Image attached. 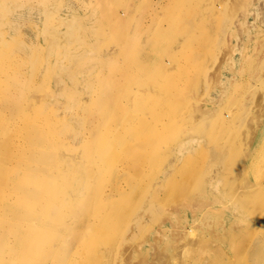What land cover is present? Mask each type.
<instances>
[{"label": "rangeland", "instance_id": "rangeland-1", "mask_svg": "<svg viewBox=\"0 0 264 264\" xmlns=\"http://www.w3.org/2000/svg\"><path fill=\"white\" fill-rule=\"evenodd\" d=\"M2 260L264 264V0H0Z\"/></svg>", "mask_w": 264, "mask_h": 264}, {"label": "bare ground", "instance_id": "bare-ground-1", "mask_svg": "<svg viewBox=\"0 0 264 264\" xmlns=\"http://www.w3.org/2000/svg\"><path fill=\"white\" fill-rule=\"evenodd\" d=\"M59 132H60V131H59ZM40 183L43 184L44 187L46 186V183H45L44 180H41ZM49 184H50V183H49ZM50 185H51V184H50ZM26 189H27V188H24L23 191L26 190ZM46 194H48L47 196H51V195L53 196V191H52L50 188L47 187V192H46ZM45 206H46L47 209L49 208V204H45ZM14 210H15L14 213H15L18 217L22 218V216H19L18 213H17V212H19V211L16 210V209H14ZM16 211H17V212H16ZM25 217H27L28 219H32V218H34L35 216H32L31 214H29V215H27V216H25ZM69 217L72 218L71 215H69ZM74 217H76V215H74L73 218H74ZM43 233H45V234L47 233V234H48V233H50V230H49V229H48V230L45 229ZM56 235H57V234H56ZM5 258H7V257L5 256ZM24 258H26V260H27V259L29 258V256L24 257ZM4 261H5V260H4ZM161 263H162V262H161ZM0 264H4L3 260L0 261ZM5 264H6V263H5ZM162 264H164V263H162ZM165 264H166V263H165ZM170 264H171V263H170Z\"/></svg>", "mask_w": 264, "mask_h": 264}]
</instances>
